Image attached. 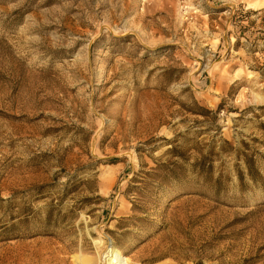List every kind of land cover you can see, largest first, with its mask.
I'll use <instances>...</instances> for the list:
<instances>
[{
  "label": "rangeland",
  "instance_id": "rangeland-1",
  "mask_svg": "<svg viewBox=\"0 0 264 264\" xmlns=\"http://www.w3.org/2000/svg\"><path fill=\"white\" fill-rule=\"evenodd\" d=\"M14 224L0 264H264V1L0 0Z\"/></svg>",
  "mask_w": 264,
  "mask_h": 264
},
{
  "label": "trees",
  "instance_id": "trees-1",
  "mask_svg": "<svg viewBox=\"0 0 264 264\" xmlns=\"http://www.w3.org/2000/svg\"><path fill=\"white\" fill-rule=\"evenodd\" d=\"M225 144L229 145V143L226 142V141H225ZM241 144L243 146L245 145L243 143H241ZM241 155H243V154H241ZM237 157L239 158L240 157V154ZM245 159H247V158H245ZM243 161H244V164H245V167H246V171H247L248 177L250 178V180L252 182H256V179L259 177V173L255 169L254 160L251 158L249 160H243ZM239 180L242 181V175L241 174L239 176ZM15 219L16 218H11L10 220L11 221H14ZM4 225H2L0 227V228H2L1 233H0V243H4V242H8V241H11L12 240V236H10V233H13L12 231L14 229L15 224L14 225H11V226H9L7 228Z\"/></svg>",
  "mask_w": 264,
  "mask_h": 264
},
{
  "label": "bare ground",
  "instance_id": "bare-ground-1",
  "mask_svg": "<svg viewBox=\"0 0 264 264\" xmlns=\"http://www.w3.org/2000/svg\"><path fill=\"white\" fill-rule=\"evenodd\" d=\"M264 1V0H263ZM99 248L102 251V256L100 257V264H128L127 260L123 258V255L113 249L110 244H103L97 242ZM80 264H85L83 260H80Z\"/></svg>",
  "mask_w": 264,
  "mask_h": 264
}]
</instances>
